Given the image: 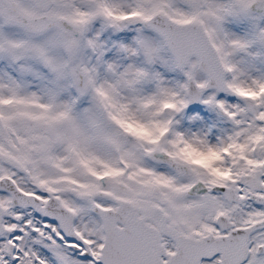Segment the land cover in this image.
<instances>
[{
	"label": "snow or ice",
	"instance_id": "1",
	"mask_svg": "<svg viewBox=\"0 0 264 264\" xmlns=\"http://www.w3.org/2000/svg\"><path fill=\"white\" fill-rule=\"evenodd\" d=\"M0 264H264V0H0Z\"/></svg>",
	"mask_w": 264,
	"mask_h": 264
}]
</instances>
